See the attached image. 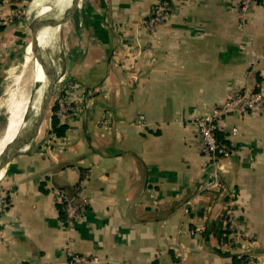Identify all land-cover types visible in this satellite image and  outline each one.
<instances>
[{
	"label": "crops",
	"instance_id": "crops-1",
	"mask_svg": "<svg viewBox=\"0 0 264 264\" xmlns=\"http://www.w3.org/2000/svg\"><path fill=\"white\" fill-rule=\"evenodd\" d=\"M239 1L172 0L152 31L140 19L156 0H82L52 29L54 94L77 82L82 111L62 135L47 114L33 145L1 169L0 264H68V245L96 256L84 264H239L222 232L230 199L251 264H264V100L225 116L217 137L233 153L219 160L218 188L204 187L210 164L191 122L235 92L264 95V0L244 24ZM32 2L0 3V93ZM76 188L86 209L67 224L57 194Z\"/></svg>",
	"mask_w": 264,
	"mask_h": 264
},
{
	"label": "built area",
	"instance_id": "built-area-1",
	"mask_svg": "<svg viewBox=\"0 0 264 264\" xmlns=\"http://www.w3.org/2000/svg\"><path fill=\"white\" fill-rule=\"evenodd\" d=\"M10 0H0V3ZM256 4V0H240L238 18L241 24L247 20L250 11ZM172 13V0H156L152 10L140 19V23L154 31L155 28L166 20ZM1 24V22H0ZM80 85L74 81L64 82L58 89L54 97L56 101L54 111L60 124L67 125L71 119L82 111L81 101H73L72 94ZM264 100V95L259 91H238L231 94L224 103L210 111L195 115L191 122L199 136L202 149L209 160L210 171L204 180L205 188L220 187L222 184L220 171L222 166L219 162L221 158L229 157L233 153V148L221 142L217 133L224 129V118L229 112H238L243 115L254 110ZM231 135L238 133L237 127H232ZM80 189L76 188L73 193L58 190L57 200L63 204L65 211V222L72 224L79 220L85 212L86 203L78 200ZM4 198L0 194V205H3ZM239 210L233 199L228 200L224 205V215L222 219V232L228 240V244L234 249L239 258V264H251L253 261L251 250L252 240L244 235L238 226ZM66 256L68 264H84L96 260V256L80 255L74 252L71 245L66 246ZM23 264H32L26 262Z\"/></svg>",
	"mask_w": 264,
	"mask_h": 264
},
{
	"label": "bare ground",
	"instance_id": "bare-ground-1",
	"mask_svg": "<svg viewBox=\"0 0 264 264\" xmlns=\"http://www.w3.org/2000/svg\"><path fill=\"white\" fill-rule=\"evenodd\" d=\"M33 1L40 13L39 26L44 31L42 32V35H40L39 42L34 41L31 44L34 46V48H31V45H29L25 50V56H24L23 68H22L24 77L18 79L19 87L15 90V93H13L12 99L8 107V115H7L8 117H7L6 125L0 137V150H2L5 145L13 141L24 131L22 113L26 104L23 101L25 98V93H29V95H31L30 93H36L38 91L37 84L43 83L46 80L42 72V60H44V58L46 57L42 53L43 51L40 50L41 49L40 44L45 45L46 41H48L47 39H49V36L53 31L48 27L50 22L53 21L55 18H57L59 15H61V13L70 5L71 2V0H33ZM55 29L57 30V28ZM21 67L22 66L20 65V68ZM26 98H28L27 94H26ZM2 174H3V170H0V178Z\"/></svg>",
	"mask_w": 264,
	"mask_h": 264
},
{
	"label": "water",
	"instance_id": "water-1",
	"mask_svg": "<svg viewBox=\"0 0 264 264\" xmlns=\"http://www.w3.org/2000/svg\"><path fill=\"white\" fill-rule=\"evenodd\" d=\"M81 2L82 0H71L70 5L61 13V15L51 21L48 27L51 29L59 28L62 24L72 19L77 8H80ZM35 34L36 31L32 27L31 40L35 39ZM31 48H34V46L31 45ZM42 72L46 80L39 85V90L36 93H30L31 95L25 93L23 101L26 104L22 113L24 131L0 150V170L16 155L33 145L40 126L47 117L54 88L61 82L59 80L60 69L57 63L53 60L47 61L44 58V60H42ZM26 94L28 95V98H26Z\"/></svg>",
	"mask_w": 264,
	"mask_h": 264
},
{
	"label": "rangeland",
	"instance_id": "rangeland-1",
	"mask_svg": "<svg viewBox=\"0 0 264 264\" xmlns=\"http://www.w3.org/2000/svg\"><path fill=\"white\" fill-rule=\"evenodd\" d=\"M23 13H25L24 16H25L28 23H25L26 25H25V30H23V36H19L18 38H16L17 40H15L16 41V47H15L16 50L15 51L13 50V51L15 52V54L17 52V54L13 55V57H10V61H8L6 63V66H5L4 72H3V78H2L3 86H2V91L0 93V137L4 131V127L6 125V121H7V117H8L7 116L8 115V107H9L10 101L12 99L13 93H15V90L19 87L18 86V82H19L18 79L24 77V73H23L22 68H23V60H24V56H25V50L29 45L32 44V42H34V41L39 42L40 35H42V32L44 31L39 26L40 13H39L38 9L36 8L34 1L32 2V4L30 5L29 8H28V5L23 6ZM27 16H28V18H27ZM32 27L35 29L36 34H35V39L30 41L29 40L30 39L29 33L31 32ZM27 40H29V41H27ZM47 43H48V41H46L45 45L40 44V46H41L40 50L43 51L42 53L45 55V57H46L45 59L47 61H51L50 59L52 56L50 55L48 49H45V47L48 45ZM20 65L22 66L21 68H20ZM21 74H22V76H21ZM12 77H13V79H12ZM40 84L41 83L37 84L38 90H39ZM54 97H55V94L53 93L52 98L50 100L48 113H47L50 115H55L54 111H56V109H57V107H55L56 101H54Z\"/></svg>",
	"mask_w": 264,
	"mask_h": 264
},
{
	"label": "trees",
	"instance_id": "trees-1",
	"mask_svg": "<svg viewBox=\"0 0 264 264\" xmlns=\"http://www.w3.org/2000/svg\"><path fill=\"white\" fill-rule=\"evenodd\" d=\"M65 128H66V125L60 124L58 117L55 115H52V133L56 135H62L65 131Z\"/></svg>",
	"mask_w": 264,
	"mask_h": 264
}]
</instances>
